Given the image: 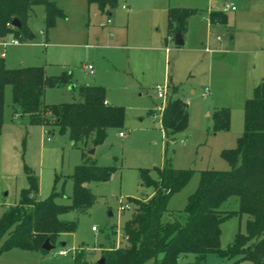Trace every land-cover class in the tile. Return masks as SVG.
I'll return each instance as SVG.
<instances>
[{"label": "rangeland", "instance_id": "obj_1", "mask_svg": "<svg viewBox=\"0 0 264 264\" xmlns=\"http://www.w3.org/2000/svg\"><path fill=\"white\" fill-rule=\"evenodd\" d=\"M135 1L139 5L135 14L131 15L129 8H122L124 4L131 5V0H118L115 16L109 17L88 0H56L66 16L58 17L49 29L45 26L44 7L37 5L27 20L34 38L18 43H13L10 35L0 39H6V44L0 42V56H4L9 68L43 66L50 75L73 71L77 87H48L45 102L78 100L79 86L99 84L106 89L110 103L125 110L123 126L109 128L102 143L73 144L67 130L32 123L28 115L15 112L12 87L6 85L0 134V217L19 202L21 192L29 187L26 165L38 177V197L45 199L56 191L55 200L59 204L72 201V174L82 163L84 153L98 165H115L116 170L108 181L87 183L98 196L87 212L70 210L60 214L62 220L77 221L74 232L59 234L51 250L18 247L3 250L0 264H97L107 248L126 244L121 228L135 212L129 199H147L153 195V186L141 185L140 169H152L153 178L158 176L155 168L167 164L194 170L190 181L171 195L169 212L185 208L189 195L198 187L201 170L230 169L231 164L222 151L237 145L244 129L245 101L253 96L254 87L264 78V0H216L217 9L223 10L226 1H234L237 10L225 11L228 25L212 28L215 45L201 44L198 37L189 35L183 45H176L174 34L166 39L165 20L160 26L153 17L151 6L161 0ZM206 2H199L197 15L206 14L202 6ZM108 18L111 22H107ZM114 22L122 24L117 36H111ZM127 32L129 39L125 42ZM106 39V44L119 48L96 47L97 40L105 43ZM217 43L222 50L213 48ZM241 48L249 50L241 51ZM211 58L215 59L212 65ZM88 63L94 65L96 74L83 69L82 65ZM157 84L167 85L168 89L178 85L180 96L189 100L188 126L173 137H166L160 116H155L159 113L157 107L163 104L157 96ZM221 108L230 112L229 128L215 131L214 112ZM120 131L125 136H120ZM122 205L128 208L122 210ZM238 207V196H232L220 210ZM165 217L171 215L167 212ZM248 218L247 214H236L222 222L223 249L233 243L238 232L247 233ZM4 239L0 240V249ZM61 249L68 253L60 254ZM77 251H81L78 260ZM194 259L195 254L188 253L182 262ZM235 261L258 264L241 255L225 258L216 253H208L202 264Z\"/></svg>", "mask_w": 264, "mask_h": 264}, {"label": "trees", "instance_id": "obj_2", "mask_svg": "<svg viewBox=\"0 0 264 264\" xmlns=\"http://www.w3.org/2000/svg\"><path fill=\"white\" fill-rule=\"evenodd\" d=\"M88 2L96 4L108 16L118 6V0ZM37 5L44 7L46 29L53 27L58 17L66 16L54 0H0V39L10 35L19 41L31 40L27 20ZM194 13L191 8L171 7L168 11L169 33L183 34ZM16 18L21 22L20 27L8 25ZM210 20L226 25L227 15L223 11H212ZM6 85L12 87L15 112L28 115L32 123L56 125L67 130L73 144L81 142L96 146L106 139L109 128L123 126L125 110L123 106L106 102L104 86L81 85L78 100L48 103L44 100L48 87H77L72 70L50 75L43 66L9 68L0 56V134ZM178 89L174 85L170 88L162 113L166 137H173L188 126L187 104L181 97L174 96ZM229 123L228 109L215 110V131L228 129ZM222 155L231 164L230 169L201 170L198 187L189 195L181 211L169 212L168 201L190 181L194 170L167 164L155 168L158 176L153 178L152 169H140L141 185L153 186L154 193L147 199H129L136 215H131L121 228L126 244L107 248L103 252V264H202L208 253L225 258L241 255L264 264V80L254 87L253 96L245 101L244 129L237 145L224 149ZM25 167L29 187L23 189L19 202L8 207L0 217V240L5 237L0 252L13 247L40 250L47 238L54 244L59 234L74 232L77 221L62 220L60 214L70 210L87 212L98 201L87 183L108 181L116 170L115 165H98L84 153L82 163L72 174V201L59 204L55 200L56 191L45 199L38 197V177L30 167ZM232 196H238V209L220 210ZM167 212L171 217H165ZM236 214L249 216L247 233L238 232L233 243L223 249L220 245L221 224ZM188 253H194L195 259L183 263V257ZM80 256L81 251H77L76 259Z\"/></svg>", "mask_w": 264, "mask_h": 264}, {"label": "crops", "instance_id": "obj_3", "mask_svg": "<svg viewBox=\"0 0 264 264\" xmlns=\"http://www.w3.org/2000/svg\"><path fill=\"white\" fill-rule=\"evenodd\" d=\"M54 1H56V0H54ZM201 1H199V0H161L160 2L154 3V5L151 6V11H153V17L155 18L156 22L159 23L160 26L163 24V21L164 20L166 22V34H167L166 35L167 36L166 39L168 38V36L172 35V34L169 33V29H168V11H169V9L171 7L191 8V9H194L195 10V13H196V11L200 8L199 6H201L200 5L201 3H199ZM215 2H216V0H207L206 4L205 5H202V6H204L203 7V10H205V13H206L204 16L203 15H200L199 16V15H197L198 13H196V14L194 13L193 15H191L189 17L188 23H187V29L182 34L183 39H184V43H185L186 35H189V36H196V37H198L201 40L200 41L201 44H203L204 42H208V44L209 43H212V44L214 43L213 45L216 44L215 40H212V36H211L212 28H216V27H219V26H226V25H228V22H229V19L228 18L229 17H228V15H227V13L225 11H227V12L228 11H236L237 10V7H236L235 10L226 9V7L223 10H221V9H217L218 7H216L215 4H214ZM226 2L224 4H226ZM230 2H233L234 3V1H230ZM122 8L123 9H128L129 8L130 11H131V15H133V14H135L139 10V5H138V3L135 0H131V5L130 4L129 5L124 4V5H122ZM97 9H98V7H97ZM98 11L101 14H104L99 9H98ZM212 11H223V12H225L226 15H227V23H226V25L219 24V23H215V24L212 23L211 20H210V13ZM115 14L116 13H115V10H114L112 12V15L109 16V17H114ZM128 18H130V17H128ZM112 25L114 26L113 29L117 31V34H115V32L113 30V32L111 33V36H114V35L117 36L118 35V30L120 28H122V26H121L122 24L121 23L120 24H117V22L116 23L114 22ZM174 36H175V34H174ZM128 39H129V34L127 32L126 35H125V39H124L125 42L128 41ZM174 39H175V37H174ZM231 39H234V36H231ZM5 40H0V42L5 41ZM107 41L108 40L106 39L105 43H99L98 40H97L98 45H96V47L101 48V49H106V48H110V47L119 48V45H108V44H106ZM218 41H220V39H218ZM115 44H117V43H115ZM233 45L236 46L235 44H233ZM155 48H159V47L158 46H155ZM206 48H205V50H206ZM213 48L214 49H217V50H222L220 44L214 46ZM240 50L241 51H244V50H249V49H243V48H241ZM253 50L256 51L257 49H253ZM214 60H215L214 58L213 59L212 58L210 59V61H211L210 64L211 65H212V63H213ZM94 74H96V73H94ZM262 80H264V78ZM74 84L77 85L75 81H74ZM174 86H178V85H174ZM178 88L179 89H178V91L176 93H174V96L181 97L180 96V86H178ZM168 90H170V89H168ZM168 95H169V91L167 92V96ZM182 99L186 102L187 107H188L189 100L188 99H184V98H182ZM106 102L109 103V104H111L110 101H109V99L107 97H106ZM161 125H162V121H161Z\"/></svg>", "mask_w": 264, "mask_h": 264}, {"label": "built area", "instance_id": "obj_4", "mask_svg": "<svg viewBox=\"0 0 264 264\" xmlns=\"http://www.w3.org/2000/svg\"><path fill=\"white\" fill-rule=\"evenodd\" d=\"M225 7L226 9H231V10H235L236 9V6L234 5L233 2H230V1H227L226 4H225ZM107 22H111V19L108 18ZM8 25H13V24H10L8 23ZM12 42L13 43H18L19 40L18 39H15L13 38L12 39ZM2 43L6 44L5 41H2ZM83 69L88 72L89 74L93 75L95 73V68H94V65L93 64H83ZM156 89H157V96L159 98H161L163 100V104L161 107H157L156 110L159 111V113H155V116H160V118L162 117V113H163V110H164V107H165V104H166V101H167V92H168V86L167 85H161V84H157L156 85ZM209 92V89L206 88L205 89V94H208ZM126 133H124L123 131L120 132V136H125ZM130 206V205H129ZM131 207V206H130ZM125 208H128V205H122L121 206V209H125ZM93 229H95V227H93ZM60 254H63V255H66L68 253L67 250L65 249H61L59 251Z\"/></svg>", "mask_w": 264, "mask_h": 264}, {"label": "water", "instance_id": "obj_5", "mask_svg": "<svg viewBox=\"0 0 264 264\" xmlns=\"http://www.w3.org/2000/svg\"><path fill=\"white\" fill-rule=\"evenodd\" d=\"M12 24H13L14 26H17V27H20V26H21V22H20V20L17 19V18L13 20ZM33 37H34L33 33L30 32L28 38H29V39H32ZM174 37H175V44H176V45H183V44H184V39H183V36H182V33H181V32H177V33L175 34ZM70 87L73 88L74 85H71ZM92 152H94V149L91 150V153H92ZM135 215H136V212H133V213H132V217H134ZM53 247H54V244L51 243L50 238H47V239L44 241V243L42 244V248L45 249V250H51ZM104 260H105V258L102 257V258L99 260V263H100V264H103V263H104Z\"/></svg>", "mask_w": 264, "mask_h": 264}]
</instances>
